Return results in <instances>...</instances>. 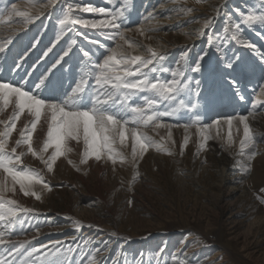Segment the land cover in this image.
Returning <instances> with one entry per match:
<instances>
[{
    "label": "rangeland",
    "instance_id": "1",
    "mask_svg": "<svg viewBox=\"0 0 264 264\" xmlns=\"http://www.w3.org/2000/svg\"><path fill=\"white\" fill-rule=\"evenodd\" d=\"M0 83L139 130L0 94V264H264V122L193 129L264 115V0H0Z\"/></svg>",
    "mask_w": 264,
    "mask_h": 264
},
{
    "label": "bare ground",
    "instance_id": "2",
    "mask_svg": "<svg viewBox=\"0 0 264 264\" xmlns=\"http://www.w3.org/2000/svg\"><path fill=\"white\" fill-rule=\"evenodd\" d=\"M16 7V6H15ZM102 12V11H101ZM104 12V11H103ZM104 14V13H103ZM98 17V16H97ZM96 17V18H97ZM102 18V16H101ZM106 20V19H105ZM97 21V20H96ZM100 21V20H99ZM102 21V20H101ZM105 22V21H104ZM101 24V23H100ZM111 26V25H110ZM109 27V25H108ZM8 29V28H7ZM5 29V30H7ZM4 30V28H3ZM2 32V31H1ZM126 33V32H125ZM128 33V32H127ZM145 36V35H144ZM119 37V36H118ZM124 39L120 38L118 42H123ZM116 48V47H115ZM185 60H181L177 66L176 69L177 71H179L181 69V67L183 68V66H185ZM7 94L5 96L6 99H11L14 100L15 102H17V105L20 106H25L26 109L28 110H34L36 113V110H38V112H40V116L42 117H53L55 119L57 118H64V120H68L69 122H84L86 121L88 126L98 130H103V128H107L110 129L114 134H122V133H126L127 135L133 137L134 135H136V133L139 131L132 129L130 127H126L124 125H122L121 123L110 119L108 117H90L89 115L85 114V113H76V112H70V111H65L64 109H61L60 107H58L56 104L52 103V102H42L40 100H37L35 98H33L30 95H27L26 93L11 87V86H7L5 84H1L0 83V94L2 93ZM4 99V101L6 100ZM3 101V100H2ZM12 102V101H11ZM3 102H1L2 105ZM11 104V103H10ZM14 104V103H13ZM12 104V105H13ZM9 105V104H7ZM10 106V105H9ZM5 109V108H4ZM18 106H12L11 108V113H15L16 111H18ZM24 109V110H26ZM209 107L206 109V111H209ZM15 111V112H13ZM8 112H5V114L7 115ZM18 113V112H17ZM30 113V112H29ZM19 114V113H18ZM22 114V113H21ZM33 114V113H32ZM39 114V113H38ZM207 114V113H206ZM209 114V113H208ZM5 115V116H6ZM9 115V114H8ZM245 115V114H244ZM11 116V115H10ZM30 116V115H29ZM9 117V116H8ZM8 117L2 119L0 116V139L3 141V143L8 146V148L10 149H14L16 153H18L21 158L23 159H29L27 158L28 153L26 151V148L24 147V145L20 144V140H21V136L14 135L13 137H10L7 133H8ZM26 117V116H25ZM263 117V118H262ZM28 119V118H27ZM215 120V118H214ZM26 122V121H25ZM68 122V123H69ZM85 122V123H86ZM215 122L212 127H206L207 125H204L202 128L201 127H197V128H193L196 131H200L202 135H208V132L210 134L211 131H213V129H218V128H223L224 130H226L230 125H232L233 123H235L237 126H239V128L241 129L245 124H252L253 127L254 125L256 126L257 124L264 122V115H256V116H238V117H228V118H219ZM95 125H92V124ZM73 125V124H72ZM75 125V124H74ZM161 128L165 131H169L170 133H177V132H181V131H188L191 129H183V128H177V127H169L167 124H162ZM76 130V129H75ZM38 131V130H37ZM39 132V131H38ZM106 132V131H105ZM168 132V133H169ZM42 134V133H41ZM139 135V134H138ZM39 139V138H38ZM32 144V143H31ZM28 145V144H27ZM243 153V152H242ZM26 162V161H24ZM28 162V161H27ZM1 172V171H0ZM22 203V202H21ZM30 236V235H29ZM193 239V236H189L188 240ZM215 257V256H214Z\"/></svg>",
    "mask_w": 264,
    "mask_h": 264
}]
</instances>
